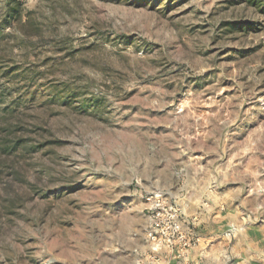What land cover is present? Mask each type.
<instances>
[{
    "label": "rangeland",
    "instance_id": "rangeland-1",
    "mask_svg": "<svg viewBox=\"0 0 264 264\" xmlns=\"http://www.w3.org/2000/svg\"><path fill=\"white\" fill-rule=\"evenodd\" d=\"M8 1L0 264H135L150 192L264 211V0Z\"/></svg>",
    "mask_w": 264,
    "mask_h": 264
},
{
    "label": "crops",
    "instance_id": "crops-1",
    "mask_svg": "<svg viewBox=\"0 0 264 264\" xmlns=\"http://www.w3.org/2000/svg\"><path fill=\"white\" fill-rule=\"evenodd\" d=\"M229 200L214 193L179 197L177 203L193 220L199 241L181 260L166 253L153 258L145 244L135 264L142 263L141 254L153 264H264V211L252 216L244 205H231Z\"/></svg>",
    "mask_w": 264,
    "mask_h": 264
},
{
    "label": "built area",
    "instance_id": "built-area-1",
    "mask_svg": "<svg viewBox=\"0 0 264 264\" xmlns=\"http://www.w3.org/2000/svg\"><path fill=\"white\" fill-rule=\"evenodd\" d=\"M149 204L145 239L151 256L171 254L174 259H186L199 241L195 224L181 206L162 192L146 195Z\"/></svg>",
    "mask_w": 264,
    "mask_h": 264
},
{
    "label": "trees",
    "instance_id": "trees-1",
    "mask_svg": "<svg viewBox=\"0 0 264 264\" xmlns=\"http://www.w3.org/2000/svg\"><path fill=\"white\" fill-rule=\"evenodd\" d=\"M8 5L10 6L11 12H13V14H16L20 18V16H21V5L17 2V0H9ZM16 20H18V19H16ZM44 86H45V88H44ZM27 88L29 90L31 89L30 91H27L28 93L30 92L31 96H33L38 90H41V92L43 90H45L46 92L50 91V92H52V94H50L52 96H56V95L64 96L65 93H67V94L70 93L69 96L72 98L75 94V91L70 90V91L66 92L65 91L66 89H60L56 84L55 85H53V84L43 85V83L42 84L37 83V86L33 87V84L30 83L27 85ZM79 95H76L75 97L79 98ZM68 97H67V100H70L71 98H68ZM13 140H14L13 138H6L3 141L2 145L9 146L8 142L13 144ZM15 143L21 145V144H23V139H18V140L15 139Z\"/></svg>",
    "mask_w": 264,
    "mask_h": 264
}]
</instances>
